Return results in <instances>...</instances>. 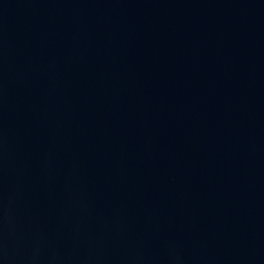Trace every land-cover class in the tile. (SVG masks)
<instances>
[{
  "label": "water",
  "instance_id": "obj_1",
  "mask_svg": "<svg viewBox=\"0 0 264 264\" xmlns=\"http://www.w3.org/2000/svg\"><path fill=\"white\" fill-rule=\"evenodd\" d=\"M0 264H264V0H0Z\"/></svg>",
  "mask_w": 264,
  "mask_h": 264
}]
</instances>
